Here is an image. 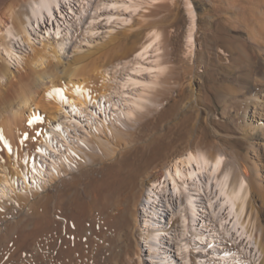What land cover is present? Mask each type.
I'll return each mask as SVG.
<instances>
[{
    "label": "rangeland",
    "instance_id": "obj_1",
    "mask_svg": "<svg viewBox=\"0 0 264 264\" xmlns=\"http://www.w3.org/2000/svg\"><path fill=\"white\" fill-rule=\"evenodd\" d=\"M260 1L257 18L255 15L254 19L245 20L240 16V6H248L249 0H191L196 11V47L192 53L187 42L191 21L186 0H67L54 15L55 29L45 20L23 25L21 33L16 25L18 14L13 13L0 31V65L4 70L0 74V132L4 137L1 138L2 134L0 140L7 141V147L0 146L1 161H6L0 175L7 176L9 181L5 186L0 184V203L2 198L14 202L17 197H24L22 202L16 199L17 203L32 204L42 194L43 185L54 193L60 179L65 177L70 183L74 173L92 164L91 155L111 152L115 156L126 141L144 147L170 127L183 129L188 141L184 149H202L211 158L222 154L221 170H231V182L242 175L246 177L249 196L242 216L245 232L224 235L219 220L205 214V207L202 210L205 195L197 200L201 214L194 224L188 221L183 228L181 217L186 214L183 199L187 190H179L171 208L164 201H151L150 207L158 211L153 222L161 233L157 250L168 258V264H261L264 0ZM232 2L239 4V10L229 8L223 12L222 7ZM154 32L159 33V39L149 48L144 61L165 68L158 75L155 71L151 75L138 74L132 69L133 57L152 40ZM61 40L63 50L58 45ZM129 72L144 81L138 91L145 96L131 114V99L138 91L129 84L119 87ZM52 73L56 75L50 77L51 85L38 80L39 75ZM152 81L156 83L153 85ZM61 84L73 87L85 103L75 104L69 97L72 89L66 90L68 101L64 102L57 89ZM22 95L30 97L26 105L21 104ZM8 104L14 106L13 113L17 111L14 115L8 112ZM245 109L250 111L246 117ZM177 154L150 168L155 176L147 178L144 173L137 179L136 192L129 203L131 209H138L150 180L159 178ZM31 160L32 165L36 161L40 168L35 175L26 167ZM244 168L248 169V176L244 175ZM111 173L115 183L127 177L128 171ZM2 190L6 193L1 197ZM74 190L66 186L63 210L67 224L57 249L40 239L39 252L32 257L33 247L26 243L31 256L23 255L26 259H37L42 264L51 263V258L67 261L70 248L75 247V252L84 249L85 235L77 208L79 193L84 194L85 185ZM0 206L5 208L3 203ZM141 211L134 236L131 226L126 229L127 235L122 234L110 244V264H158L160 258H153L148 248L149 230L145 222L152 218L150 214L141 215ZM223 216L225 213L220 218ZM14 227L9 230L16 238L24 229ZM5 235L6 232H0V244ZM3 246L0 255L5 256L7 245Z\"/></svg>",
    "mask_w": 264,
    "mask_h": 264
},
{
    "label": "bare ground",
    "instance_id": "obj_2",
    "mask_svg": "<svg viewBox=\"0 0 264 264\" xmlns=\"http://www.w3.org/2000/svg\"><path fill=\"white\" fill-rule=\"evenodd\" d=\"M66 1L67 0H0V31L8 25V22L10 21L9 19L15 12H17L18 14V17L16 18L18 20L16 25L18 27L19 33H21L20 31H22L23 25L26 26V24L28 25L30 23L40 24L45 20L52 23L54 27V15L56 12L59 13L61 4ZM249 2L251 4H249L248 6H240V10H243V15L240 16H243L245 20H249V18L252 19L253 17H255V15L257 18L256 13L257 11H259L258 9L260 8L261 4L260 0H249ZM220 5L222 4H219V6ZM186 6L191 21L187 38L188 50L192 53L194 51V47H196V45H194L196 11L191 0H186ZM238 7L239 4L237 2H232L231 4L226 3V6L222 7L225 10H221L223 12H226V10L229 8H237V10H239ZM25 16L28 17L24 18ZM57 30L59 31V28H57ZM159 36L160 35L158 32H154L152 40L148 44H144L141 48L142 50L134 55L133 60L135 61V65L132 67V69L136 73L143 74V72H146V74L151 75L150 73H153L155 71V74L158 75L163 72L165 68L164 65H161L159 63H148L144 61L146 53L149 51V48L152 47L154 42L159 39ZM58 43L60 49L63 50L64 41L61 40V42ZM9 51L10 50H8V52ZM194 53L193 55L196 56L197 53ZM3 71L4 70L0 65V74H2ZM73 71L70 72L69 75H72ZM55 75V73L49 75L41 74L38 76V80L43 85H51L53 83V80L52 78L50 79V77ZM141 83H144V81H141L138 76H135L134 74L129 72L126 81L119 83V87L121 85L124 86L129 84L132 89L138 91V87ZM151 83L154 85L156 82L153 83L152 81ZM145 85L148 86L149 83H145ZM57 89L60 92H58L59 97L61 96L60 98H62V96H64V102L68 101V97L64 95L66 94V90L72 89L71 95L69 97L75 100V104L81 106L85 103L83 100H81L79 94H75V90L73 89V87L68 88L66 85L61 84V86H59V88L57 87ZM143 98H145V96L142 91H138V94L132 97L131 103L133 105L130 106L132 111H129V114L133 112V110L135 109V105H140ZM29 99V96H23L21 104L26 105ZM9 105L10 104H8V106ZM256 107L258 106H255V108ZM13 109L14 106L10 105L8 107V112H12ZM58 110L59 109H57V111ZM15 112H12L13 115L15 114ZM249 112L247 109H245V117L250 114ZM258 117L260 118V116ZM2 134L0 132V136H2ZM132 135L134 136L136 135V133L133 132ZM3 137L4 134L1 138ZM1 140L0 146L3 145V147H5L7 145V141ZM126 142L128 143L123 144V146L120 147L119 150H116L117 155L115 156L111 155L113 154L111 152L104 154L102 153L97 156L91 155L92 164L85 166L83 165L84 167L79 169L78 173L73 174L70 183L67 181V179H65V177L60 179L59 184H56L55 186L54 193L48 191V189H46L42 184L43 188H40V191L42 190V194L40 195V197H38L37 200L32 202V204L28 203L29 201L27 202L26 199H24L27 203L23 202L22 204L24 205H22L21 200H23L24 197H15L18 201H21L20 203H17L16 199L14 202H9V200L6 201L2 198V202L0 204L3 203L5 208L0 206V232H6V235L1 239V244L2 246L7 245V249H5V251H7V254L5 256H3L4 254L0 255V264H23V261H27L29 264H42V262L37 259H26L25 254H27V256L31 254L32 257H36V253L39 252L38 246H40V239H45L47 242L52 243V246H54V248H52L53 250L57 249L60 238L62 236V231L67 224V220L63 210L66 186H71L77 191L80 184L85 185V192L84 194L78 192L80 205L79 208H77L76 206L75 207L78 209L77 213L81 220L80 222L83 225V227L81 226V228L83 234L85 235V241L83 244L84 249H79L78 253L75 252V247L70 248V255L68 256L67 261L60 258L52 260L51 258V263L45 264H110V244L114 243L116 239L122 234L127 235L129 230L126 233V229L130 228L131 226L132 228L130 229H133L134 236L135 229L138 227V213L140 210L143 211V214L140 213L141 215H144L145 217L147 215H151L150 217L152 218L146 219V222L144 221L146 223V227L149 230L148 248L150 251V255L153 258H160L158 264H168V258L164 257L162 253L157 250L158 244L161 241V233L159 232L160 227H157L156 222H153V219L154 216L158 214V211L153 207H150V205L151 201H164L166 206L168 208H171V201L175 198V196L178 195L179 190H187L186 196L183 199L186 214L184 213L185 215H183L181 213V225L183 226V228L187 226L188 221L194 224V222L197 220L198 215L201 214L199 209L200 206L198 207L197 200L199 199V197L203 198L202 195H205V206L203 205L202 210H204L205 207V214H210L215 220H219V229L223 232L224 235L228 236L234 231L240 234L245 232L244 224L242 223V216L244 214V211L246 210V202L249 196L247 180L246 177H243L242 175L237 180L233 182L230 181L231 170H221L224 158L222 154H216L213 158H211L202 149H184V147H186L188 144L186 132L183 129H176L173 127H170L163 134L161 133V135L156 136L154 139H151L147 146L144 147L137 146L132 140ZM105 148L106 147H104V149ZM181 148H183L184 150L182 149L183 152L179 154ZM177 153L179 154V156H175L176 158H173L171 163H169V165L163 170L160 176L157 175L159 178L153 177L154 179L152 181L150 180V183H148L149 186H147V188L145 189L141 197V201L140 203H138V209H131L129 203L135 195V183L137 182V179H139V177L144 173H146L147 178L155 176L154 171L150 170V168L155 167L164 160L166 161V158L176 155ZM1 160L2 159L0 157V171H2L1 169H4V165L2 163L6 162L4 160L2 162ZM82 160L84 161V159ZM32 162L34 161L31 160L26 167L32 173V175H35L40 171V168L36 161L33 165ZM120 169H127V177L125 176L123 180L114 183L111 171ZM246 170L248 169L244 168V175L248 176L247 174L249 173V171L247 172ZM18 174H21V172H19ZM0 176V184L2 186H5L4 183L9 182L8 178L4 175ZM82 176L85 177V180L83 181L81 179ZM3 188L5 189V187ZM9 189L10 188H8V190ZM2 192L1 197L5 196L6 191L2 190ZM162 197L164 198L163 200ZM18 198H20V200ZM26 204L30 205H28L27 207ZM224 213L225 216L220 218ZM73 216L76 215H72V217ZM81 224L78 223L77 225ZM11 226L22 227L24 230H22V233L19 236L17 235L18 237L13 238L12 231L9 230V227ZM261 229L263 230V235L261 238L260 246L262 248L261 252H263L264 254V228L261 227ZM142 233L141 235H144ZM26 243L33 247V251L30 254L27 253L28 251L25 248ZM2 246H0V249L5 248L4 246ZM23 255H25V257ZM221 264H223L222 261ZM261 264H264V258Z\"/></svg>",
    "mask_w": 264,
    "mask_h": 264
},
{
    "label": "water",
    "instance_id": "obj_3",
    "mask_svg": "<svg viewBox=\"0 0 264 264\" xmlns=\"http://www.w3.org/2000/svg\"><path fill=\"white\" fill-rule=\"evenodd\" d=\"M149 186V185H148Z\"/></svg>",
    "mask_w": 264,
    "mask_h": 264
}]
</instances>
